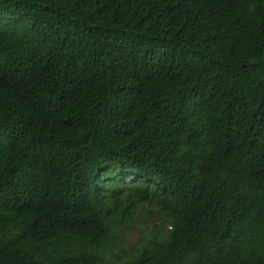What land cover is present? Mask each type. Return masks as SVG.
Returning a JSON list of instances; mask_svg holds the SVG:
<instances>
[{"label":"trees","instance_id":"trees-1","mask_svg":"<svg viewBox=\"0 0 264 264\" xmlns=\"http://www.w3.org/2000/svg\"><path fill=\"white\" fill-rule=\"evenodd\" d=\"M0 264H264V0H0Z\"/></svg>","mask_w":264,"mask_h":264},{"label":"rangeland","instance_id":"rangeland-1","mask_svg":"<svg viewBox=\"0 0 264 264\" xmlns=\"http://www.w3.org/2000/svg\"><path fill=\"white\" fill-rule=\"evenodd\" d=\"M138 215L139 217L134 222L135 225L133 224L128 225L125 228H119V233L123 236L125 244L127 245V250L130 254L134 253L135 247L138 248L141 245V239L147 233L145 229L152 230L159 223L158 218L148 220L144 212H140Z\"/></svg>","mask_w":264,"mask_h":264}]
</instances>
